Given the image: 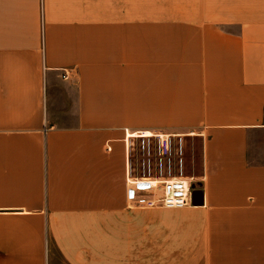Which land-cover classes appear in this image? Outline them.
<instances>
[{"label":"crops","instance_id":"1","mask_svg":"<svg viewBox=\"0 0 264 264\" xmlns=\"http://www.w3.org/2000/svg\"><path fill=\"white\" fill-rule=\"evenodd\" d=\"M140 133L203 206L129 202ZM0 264H264V0H0Z\"/></svg>","mask_w":264,"mask_h":264},{"label":"built area","instance_id":"2","mask_svg":"<svg viewBox=\"0 0 264 264\" xmlns=\"http://www.w3.org/2000/svg\"><path fill=\"white\" fill-rule=\"evenodd\" d=\"M64 80L69 74L63 75ZM184 138L164 134L128 135L130 159H141L143 176L128 181V200L146 209H183L193 207L194 178L184 176ZM156 169V175L153 171ZM178 170L177 173L174 170ZM129 174H132V166Z\"/></svg>","mask_w":264,"mask_h":264},{"label":"rangeland","instance_id":"3","mask_svg":"<svg viewBox=\"0 0 264 264\" xmlns=\"http://www.w3.org/2000/svg\"><path fill=\"white\" fill-rule=\"evenodd\" d=\"M192 141V140H191ZM187 139L185 143V151H186V162L184 166V176L194 178L196 181L195 186H198L199 179L203 176V146L202 142L199 141H192ZM141 159L135 162V167L137 170L144 171L142 169ZM175 173L178 170H174ZM143 174V173H142ZM153 175H156V169L153 171Z\"/></svg>","mask_w":264,"mask_h":264},{"label":"water","instance_id":"4","mask_svg":"<svg viewBox=\"0 0 264 264\" xmlns=\"http://www.w3.org/2000/svg\"><path fill=\"white\" fill-rule=\"evenodd\" d=\"M204 204V193L202 191L201 183L194 187L193 191V206H203Z\"/></svg>","mask_w":264,"mask_h":264},{"label":"trees","instance_id":"5","mask_svg":"<svg viewBox=\"0 0 264 264\" xmlns=\"http://www.w3.org/2000/svg\"><path fill=\"white\" fill-rule=\"evenodd\" d=\"M202 185V184H201Z\"/></svg>","mask_w":264,"mask_h":264}]
</instances>
